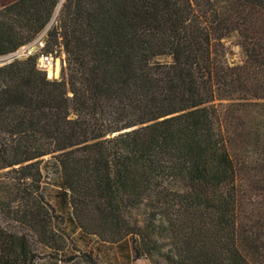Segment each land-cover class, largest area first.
<instances>
[{"label":"trees","instance_id":"16d2710c","mask_svg":"<svg viewBox=\"0 0 264 264\" xmlns=\"http://www.w3.org/2000/svg\"><path fill=\"white\" fill-rule=\"evenodd\" d=\"M60 1L0 0V264H264V0Z\"/></svg>","mask_w":264,"mask_h":264},{"label":"rangeland","instance_id":"374dc122","mask_svg":"<svg viewBox=\"0 0 264 264\" xmlns=\"http://www.w3.org/2000/svg\"><path fill=\"white\" fill-rule=\"evenodd\" d=\"M57 14V12L54 13V16ZM53 16V18H54ZM49 26V25H48ZM48 26L38 34V36L31 41L30 43L21 46L15 51V56L23 58L29 53H32L34 51H37L44 43L45 40V33L48 28ZM226 45L228 47L229 53L227 55V60L228 61H236L239 58V46L236 44V39L235 37L227 38L225 39ZM33 47V48H32ZM64 57V54H58L56 57L52 56V61L47 63L45 66L41 67V69L45 70L47 73L48 77H54L57 78L60 76V69L62 66V58ZM10 60V59H9ZM57 62V71L55 73H50L49 72V67L53 68V65ZM3 62H0V64ZM40 66V65H39ZM145 215H146V210L145 207L140 206L135 209H133L130 213V219L132 221H135L139 224L144 223L145 220ZM159 260V258H157ZM136 264H152L150 259L145 258V257H140L136 260Z\"/></svg>","mask_w":264,"mask_h":264},{"label":"built area","instance_id":"2783aa9c","mask_svg":"<svg viewBox=\"0 0 264 264\" xmlns=\"http://www.w3.org/2000/svg\"><path fill=\"white\" fill-rule=\"evenodd\" d=\"M13 57H16L15 52L0 56V62L9 61V59L11 60ZM50 61H52V56L50 54H41L38 58V66L40 65L39 68L43 67V65L45 66Z\"/></svg>","mask_w":264,"mask_h":264},{"label":"bare ground","instance_id":"6f19581e","mask_svg":"<svg viewBox=\"0 0 264 264\" xmlns=\"http://www.w3.org/2000/svg\"><path fill=\"white\" fill-rule=\"evenodd\" d=\"M48 69L50 73H55L57 71V62L53 65V68L50 66Z\"/></svg>","mask_w":264,"mask_h":264},{"label":"water","instance_id":"95a60500","mask_svg":"<svg viewBox=\"0 0 264 264\" xmlns=\"http://www.w3.org/2000/svg\"><path fill=\"white\" fill-rule=\"evenodd\" d=\"M62 1H63V0H61L60 3L58 4V6H57V8H56V12H57V10L59 9L60 4H61ZM32 48H33V47H32ZM50 78H51V77H50Z\"/></svg>","mask_w":264,"mask_h":264}]
</instances>
